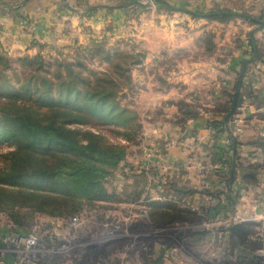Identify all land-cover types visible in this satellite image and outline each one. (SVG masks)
<instances>
[{"label": "rangeland", "instance_id": "rangeland-1", "mask_svg": "<svg viewBox=\"0 0 264 264\" xmlns=\"http://www.w3.org/2000/svg\"><path fill=\"white\" fill-rule=\"evenodd\" d=\"M28 1L0 0V16L11 19L20 36L12 42L0 31V56L9 64L0 68L1 73L15 84V75L22 78L28 74L36 67L29 61L38 56L41 74L53 76L58 71L66 76L65 66L71 64L82 78L80 86L84 81L94 82L102 73L125 86L129 75L131 84L119 90L117 100L132 115L136 126L128 129L131 140L120 134L127 128L114 124L93 120L82 127L122 145L125 157L102 179L98 196L80 199L78 208L51 215L27 207H0V240L13 233L34 234L38 240L36 256L21 264H264V159H240L230 188L223 175L226 166L209 167V158H189L178 166L167 163L158 168L159 152L155 150L154 165L146 162L152 154L146 147L151 136L146 133L159 125L178 127L183 122L165 120L166 107L154 104L155 95L146 87L149 82L155 90L164 87V76L175 62L167 55L161 63L153 59L144 65L146 37L174 29L182 37L183 46L177 50L176 62L209 65V34L197 30L203 26L199 18L206 19L204 15L193 18L186 10L158 7L154 0H137L141 6L128 0H51L38 3L41 9L37 14L46 10L42 18H35L29 13H17ZM181 6L198 14L209 13ZM224 10L264 21V4L237 1ZM164 15L183 19L169 23L162 19ZM234 18L251 28L258 27L247 18ZM194 33L197 39L191 35ZM130 53L135 56L125 61V55ZM127 62L128 72L123 69ZM116 63L118 67L113 66ZM262 96L251 100L261 107L264 116ZM6 100L0 94V106L9 104ZM244 102L245 99L234 116L244 109ZM177 107L182 110L184 106ZM205 114L209 117V111ZM180 140L176 136L168 138L164 148H186V142ZM242 146L239 150L245 149ZM11 148L1 143L0 152ZM258 148L264 156V145ZM245 172L253 177L243 175ZM2 250L6 252L0 256V264H18L9 250L0 248V253Z\"/></svg>", "mask_w": 264, "mask_h": 264}, {"label": "trees", "instance_id": "trees-1", "mask_svg": "<svg viewBox=\"0 0 264 264\" xmlns=\"http://www.w3.org/2000/svg\"><path fill=\"white\" fill-rule=\"evenodd\" d=\"M127 3L141 6L137 0ZM191 15L202 14L191 12ZM235 15V12L217 9L204 17L226 21ZM251 48L252 57L244 60L219 110L223 113L220 120H207L205 125L228 132L229 144L225 151L231 155L225 182L227 188L235 179L236 166L241 163V143L231 134L230 119L242 102L246 68L257 57L255 45L251 44ZM133 56L126 54L125 61ZM0 61L3 65L0 68L9 67L7 58L0 56ZM135 61L140 62V59ZM29 64L36 67L22 78L15 75V84L0 70V94L9 103L0 106V149L1 143L13 146L0 152V207H27L61 215L78 208L80 199L98 196L102 191V179L124 159L122 145L113 144L100 133L82 127L93 120L114 124L127 128L120 134L131 140L132 132L128 129L136 123L117 100L119 90L130 86L131 78L127 75L125 86H120L102 73L94 82L84 81L80 86L82 78L76 75L71 64L65 66L66 76L57 74L58 71L53 76L41 74L38 56ZM113 66L118 67V64ZM123 69L128 72V62Z\"/></svg>", "mask_w": 264, "mask_h": 264}, {"label": "crops", "instance_id": "crops-1", "mask_svg": "<svg viewBox=\"0 0 264 264\" xmlns=\"http://www.w3.org/2000/svg\"><path fill=\"white\" fill-rule=\"evenodd\" d=\"M50 1L29 0L17 13L25 12L35 18H42L43 10L46 9L41 10L37 14L36 11L41 9L38 3L42 2L45 4ZM154 1L158 7L165 6L170 11L186 10L190 15L191 10L183 9L181 5L209 10L210 13L217 9L224 10L225 8H229L231 3H236L237 1L245 4L251 3V5L264 4V0ZM0 13H3V10H0ZM235 13L237 14L235 17L240 16L243 18L240 15L242 13ZM4 14L8 15L6 12ZM162 19L169 20V23H179L178 21H182L183 17L178 15H164ZM199 19L202 20L199 25L203 26L199 29L197 28V30L209 34V65L197 61L189 62L186 65L176 62L177 50L183 46H180L182 37L174 29H166L163 33L157 32L158 34L155 36L146 37L148 46L145 48L146 59L144 65L153 59H158V63H161V59L167 55L172 56V60L175 61L171 65V71H168L164 76V87H158L155 90L150 82L146 84V87L151 94L155 95L154 104L166 107L165 113L163 114L165 120L175 122L179 119L183 121L182 126L170 127L164 124L159 125L155 130L151 129L150 133H146L148 136H151L147 139L149 142L146 144V147L152 153L148 155L149 160L146 162L154 165L155 162L153 161L157 159L154 154L155 150L159 152V158L156 161L158 168L165 167L167 163L178 166L181 161H187L189 158L198 160L204 157L206 159L209 158V167H217L219 164H222V167L226 166V172H223V175L226 176L231 155L229 151H225L226 146L229 144L228 132L226 130L219 131L218 127H206L205 125L207 120L209 122L220 120L223 113L219 111L222 106L219 107L218 105H223L227 100V92L232 89L235 78L241 70L244 60L252 57L251 44H254L257 57L246 68L242 95V101L245 99L244 109L238 111L239 113L237 115L231 117L230 129L232 136L245 148L239 150L240 159L249 158L252 162L264 159L262 153L260 154L261 149L258 148V146L264 143L263 110H261V107L253 105L251 100L254 96L255 98H260L262 94L264 98V58L262 56L264 52V42H262L264 28H251L249 24H243L241 20L233 19V17L226 21L210 18ZM231 19L234 22H231ZM246 20L252 21L249 18ZM0 31L4 35L3 37L9 36L12 42L17 41L20 37L18 36L19 31L17 27L13 29V21L4 16H0ZM191 35L195 39L198 38V34L194 33ZM157 45L161 48H157ZM200 65H203V68ZM258 73L261 74L263 80L259 78ZM253 86L256 90L254 93L251 92ZM257 93L258 95H256ZM179 105L184 106L182 110H178L177 106ZM206 111H209V117L206 116ZM236 122L237 125L235 127ZM160 124L163 123L160 122ZM173 136L186 142V148L180 146L164 148V140L170 139ZM165 151L169 153H167V156H165ZM257 152L259 154L258 156H256ZM243 175L252 176L248 172H245Z\"/></svg>", "mask_w": 264, "mask_h": 264}, {"label": "built area", "instance_id": "built-area-1", "mask_svg": "<svg viewBox=\"0 0 264 264\" xmlns=\"http://www.w3.org/2000/svg\"><path fill=\"white\" fill-rule=\"evenodd\" d=\"M176 143L172 141V144ZM73 221L76 220L74 217ZM3 244H2V243ZM38 245V240L34 234L26 233H13L5 235L2 240H0V248H5L9 250L14 255V261L18 264L22 262H30L34 256H36V248ZM6 252L2 250L0 256Z\"/></svg>", "mask_w": 264, "mask_h": 264}, {"label": "water", "instance_id": "water-1", "mask_svg": "<svg viewBox=\"0 0 264 264\" xmlns=\"http://www.w3.org/2000/svg\"><path fill=\"white\" fill-rule=\"evenodd\" d=\"M244 16L248 17L250 20H252L253 22L257 23L259 28L264 27V21L263 20H259V19L253 18V17H251L249 15H244Z\"/></svg>", "mask_w": 264, "mask_h": 264}]
</instances>
